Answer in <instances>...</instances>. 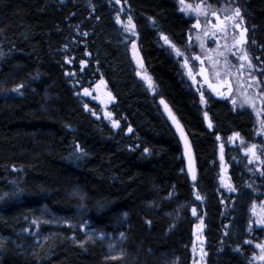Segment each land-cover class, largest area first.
I'll return each mask as SVG.
<instances>
[{"label": "trees", "instance_id": "obj_1", "mask_svg": "<svg viewBox=\"0 0 264 264\" xmlns=\"http://www.w3.org/2000/svg\"><path fill=\"white\" fill-rule=\"evenodd\" d=\"M178 2L0 0V91L18 89L0 97V264L253 263L256 245L264 244V228L249 230L251 209L264 217V0H185L229 9L226 16L241 10L254 65L248 70L261 82L249 92L262 101L259 119L252 107H232L206 88L201 104V91L181 73L183 59L201 54L191 38L194 19ZM119 6L132 17L153 95L134 72V38L117 23ZM225 17L222 25L233 32ZM101 80L113 100L109 122L80 95ZM159 100L188 137L194 184ZM234 133L256 146L259 167L235 150L222 182L218 153ZM77 145L85 153L79 159ZM201 221L200 256L194 241Z\"/></svg>", "mask_w": 264, "mask_h": 264}, {"label": "rangeland", "instance_id": "obj_2", "mask_svg": "<svg viewBox=\"0 0 264 264\" xmlns=\"http://www.w3.org/2000/svg\"><path fill=\"white\" fill-rule=\"evenodd\" d=\"M114 3L117 2V0H113ZM179 8L181 10V4L178 2ZM201 9L200 14L197 15L196 11H190V12H183L184 14L191 16L193 18V26L199 22L200 27L194 28V30L191 32L192 34V41L194 45L199 49L201 60H195L193 57L188 60V67H185V59L180 64L181 67V73L184 79L188 82H192V85L194 87H198L199 90L204 91V88H206L211 94L214 93L217 97H222L224 99H229V102L232 107L235 108H241V109H248L252 107L254 109V113H256V118L259 119L260 112H261V106L260 103L262 101H257V99L252 97V95L249 93L250 90L254 87H249V85L252 83V76L248 70V68H245V70L240 69V60L237 62L235 60H231L230 56H227V52L232 53V51H237L236 48H233L232 45L234 44V31L232 32V29L226 25H222L223 23V16L225 17L228 12H223L222 9L215 11L214 9H209L206 6L198 5ZM195 7V6H194ZM119 18L120 23L119 27L122 29L123 33L126 36H131L134 38V40H130L128 42V51L129 56L134 68L135 74L140 71L142 74H146L144 70H142L139 67V62L135 55L131 54V51H133V42H135V35H132L131 30H126L127 28H131V26L128 25V15L125 14V9L119 6ZM213 12H216V14L220 17V20L218 21L216 19V16L213 15ZM232 32V33H231ZM207 33V35H206ZM214 33V34H213ZM197 36H199V39H197ZM215 36V40L214 37ZM235 37L239 38V33H235ZM201 41L204 42L203 49L201 48ZM225 44L229 46V48L232 49V51H228L225 49ZM138 48V47H137ZM139 51V50H138ZM219 52H224L227 56V64L231 65V69H228V74H224L225 72V59L223 56H219ZM199 56V55H198ZM2 57V52L0 49V58ZM234 57L238 58L237 55H234ZM204 58V59H203ZM211 58V59H210ZM202 61V62H201ZM215 62V66H214ZM245 66L247 64L245 63ZM201 68H203L204 74H201ZM144 69V68H143ZM236 69L234 73H232L231 70ZM191 71L192 77L189 76V72ZM220 72L221 76H217L216 73ZM193 78L195 79V83L193 82ZM209 84H212L214 87H216V91H213L212 88L209 87ZM148 91L151 92V89ZM201 91V92H202ZM90 95L85 96L82 92H80L81 97L83 96L84 100H87L88 102L94 103L99 108V113L102 115L103 119H105L106 122H109L107 118H105V112H109V109L111 108L113 104L112 98L110 99L109 96L111 94L108 92L104 84L98 83L93 87V89L89 90ZM220 92H223L224 95H219ZM16 92L14 90H3L0 91V97H6V96H13ZM112 97V96H111ZM247 98V99H246ZM236 100L237 103L234 105L233 100ZM244 103V105H241ZM241 140L237 139H229L226 144H221L224 146L223 153L220 151L218 153V158L220 159V169L224 170L229 166L228 162H234L236 161L235 153L243 159V162L251 161V165H253L254 169H258L259 165L255 162L256 158L257 160L260 159L258 156V152L255 149V156L252 155L251 151L249 152V149H251L252 145H245L243 142H240ZM227 148H230V154L227 157L226 156V150ZM221 149V146H220ZM240 153V155H239ZM223 154V162L221 161V155ZM222 182L225 180L227 176L223 175L222 171ZM225 176V177H224ZM224 202V200H223ZM255 213V214H254ZM250 224L251 229H261L264 228V225H261L257 223L263 215L261 214V210L258 208H254L250 210ZM201 222L199 223V225ZM204 227L202 232L198 231V227L196 229V244L197 247L196 250L199 252V255L201 256L200 252L202 250V246L205 243V236H204ZM204 240V243H201L200 241ZM261 255H264V253H261L259 250L258 253L256 252L253 263L252 264H263L264 261H261L259 257Z\"/></svg>", "mask_w": 264, "mask_h": 264}, {"label": "snow or ice", "instance_id": "obj_3", "mask_svg": "<svg viewBox=\"0 0 264 264\" xmlns=\"http://www.w3.org/2000/svg\"><path fill=\"white\" fill-rule=\"evenodd\" d=\"M117 2H119V0H117ZM179 3L181 4V11H184V12H190V11H196L197 15L200 14V7L199 6H192V5H188L186 4L185 0H179ZM223 11L227 12L229 11V9H224ZM213 15L216 16V19L219 21L220 20V17L216 14V12H213ZM226 20H230L232 22V27H233V30H234V35H233V39H234V44L232 45L233 48H236L237 51H232L231 48H229V46L227 44H225V49H227L228 51H232V55H237L238 56V59L241 61V64H240V69L241 70H244L245 69V62H247V68L248 69H253L254 68V65L252 64V58L250 56L247 55L246 51H245V45L247 43V28L243 27V24H244V21H243V17L241 15V10L237 7L233 10L232 14L229 15V16H226L225 17ZM120 18L119 16H117V23H120ZM128 25L131 26V28H127L126 27V30H131V33L132 35H135V25L132 24V17L129 16L128 17ZM194 28H199L200 27V24L199 22L197 24H195L193 26ZM238 32L239 33V38L237 39L235 37V33ZM214 34V33H213ZM207 35V33H206ZM161 39L164 40L165 44L169 45V47H171L177 54V56H180L182 55V52L177 48V46L172 43L169 39L168 36L166 35H161ZM197 39H199V36H197ZM135 43L133 42V49L135 50ZM204 47V42L201 41V48L203 49ZM219 56H223L224 59H225V72L224 74H228V68L230 67L228 64H227V56L225 55L224 52H219L218 53ZM193 59L195 60H201V57L200 56H195L193 57ZM211 59V58H210ZM258 59V58H257ZM202 62V61H201ZM82 63V66H83V61L81 62ZM185 67H188V60L187 58L185 59ZM214 66H215V62H214ZM139 67L143 70V64L140 63ZM204 69L201 68V74L203 75L204 74ZM264 74V73H262ZM137 75H141V72L138 71L137 72ZM217 76H221V73L220 72H217L216 73ZM189 76L192 77V73L191 71L189 72ZM148 84V87L150 89H152L154 86L152 84V81H151V77L147 76L146 74L143 75L142 77ZM252 83L249 85V87H253V86H259L261 82L257 81L255 79V77H252ZM193 82L195 83V79L193 78ZM103 83V80H101V84ZM209 87L212 88L213 91H216V87H214L212 84H209ZM262 91H264V89H261ZM14 91H18V89H14ZM83 95L85 96H88L90 95V92H89V89L88 88H84L83 89ZM219 95L223 96L224 93L223 92H220ZM109 98L111 99V96H109ZM247 99V98H246ZM200 102L201 104H206V99H205V95L203 92H201V95H200ZM237 103V101L234 99L233 100V104L235 105ZM161 104H164V101L161 100ZM85 109L86 110H89L88 109V105H85ZM165 109L167 110V105L165 104ZM94 116L96 115L95 112L92 113ZM169 116L170 118L173 119L174 123L176 122L175 121V117L172 116L171 112H169ZM204 117H205V120H208L209 117H208V113L205 112L204 113ZM99 118V117H97ZM105 118L107 119H112V113L110 112H105ZM112 127L113 128H118L119 127V122L116 121V120H112ZM208 127L211 128L212 127V124L211 122L208 123ZM261 127L264 128V121H261ZM177 129L181 132V136L183 139H185V148H186V156L188 157L189 159V163H188V170H189V175L191 176V179L192 181L195 183L196 180H197V176H196V172H195V165H194V161L192 160L191 158V155H190V148L189 146L187 145V141H186V137H184L183 135V131L182 129H180V126L179 124L177 123ZM129 132L132 131L131 128L128 129ZM235 138H239V133H234L233 135V138L232 139H235ZM217 139L219 140L220 137H217ZM77 148V152L80 153V155L76 156V159H79L81 156L85 155V153L82 152V150L80 149L79 145L76 146ZM223 148L224 146L221 145V152L223 153ZM255 148L256 146L255 145H252L251 146V149H249V151H251L252 155L255 156ZM145 153H148V149L145 148ZM223 154L221 155V161L223 162ZM251 162V161H250ZM226 187L228 188L229 191H235V188L232 187L231 185H226ZM195 191V189H194ZM195 198L196 200H202V197L199 195L198 192L195 193ZM102 207V206H101ZM262 207H264V205H262ZM192 214L193 216H195L197 214V210L196 208H193L192 209ZM255 214V213H254ZM127 214L125 213V216ZM33 223H36V221H33ZM257 223L261 224V225H264V217H262L259 221H257ZM83 227V226H82ZM203 230V221H201V224L198 226V231L199 232H202ZM249 230H251V224L249 226ZM91 238V236L89 237ZM101 238H103V234H101ZM121 238H123V233H121ZM246 243H250V241H246ZM109 247L111 248L112 245H109ZM257 248L260 249L261 253H264V244H257L256 245ZM195 250V249H194ZM259 259L261 261H264V255H261L259 257Z\"/></svg>", "mask_w": 264, "mask_h": 264}, {"label": "water", "instance_id": "obj_4", "mask_svg": "<svg viewBox=\"0 0 264 264\" xmlns=\"http://www.w3.org/2000/svg\"><path fill=\"white\" fill-rule=\"evenodd\" d=\"M136 47H135V50L133 49V51H131V54L135 55L138 62H139V65L140 63L143 64L142 60H141V56L139 54V51H138V48H137V44L135 43ZM143 68H144V65H143ZM144 74L141 73V75H137L136 73V76L144 83L145 87L149 90L150 88L148 87V84L147 82L142 78ZM154 93L151 92V95H153ZM164 101V100H163ZM165 101H164V104H161V100L158 101V106L160 107L161 109V113L162 115L164 116L165 120L167 121V123L169 124L170 128L172 129L175 137L177 138L180 146H181V153H182V158H183V161H184V169H185V173L186 175L188 176V179H189V182L191 184H194V182L192 181L191 179V176L189 175V170H188V163H189V159L188 157L186 156L185 152H186V148H185V139L182 138L181 136V132L177 129V123L179 124L180 126V129H182L183 131V135L184 137H186V141H187V145L189 146L190 148V155H191V158L192 160L194 161V165H195V172H196V176H197V170H196V164H195V159H194V155H193V151H192V148H191V145H190V142L188 140V137L182 127V125L180 124V122L178 121L177 117L174 115V113L172 112V110L169 108V106L167 105V110L165 109ZM169 112H171L172 116L175 117V123L173 121L172 118H170L169 116ZM196 192V191H194ZM198 202H200V200H197ZM197 240L195 239L194 241V244H196ZM201 243H204V240H201L200 241ZM199 255V254H198ZM198 264H201L200 262H198Z\"/></svg>", "mask_w": 264, "mask_h": 264}, {"label": "flooded vegetation", "instance_id": "obj_5", "mask_svg": "<svg viewBox=\"0 0 264 264\" xmlns=\"http://www.w3.org/2000/svg\"><path fill=\"white\" fill-rule=\"evenodd\" d=\"M213 37H214V40H215V36H213ZM222 171H223V175H225V176H227V177L229 178L228 167L225 168V169L222 170Z\"/></svg>", "mask_w": 264, "mask_h": 264}]
</instances>
